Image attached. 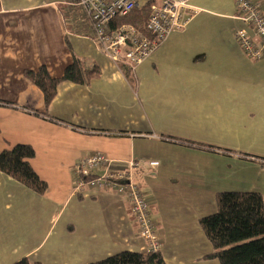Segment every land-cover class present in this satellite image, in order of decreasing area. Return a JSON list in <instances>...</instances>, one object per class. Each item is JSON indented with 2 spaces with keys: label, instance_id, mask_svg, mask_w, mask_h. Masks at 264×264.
<instances>
[{
  "label": "crops",
  "instance_id": "1",
  "mask_svg": "<svg viewBox=\"0 0 264 264\" xmlns=\"http://www.w3.org/2000/svg\"><path fill=\"white\" fill-rule=\"evenodd\" d=\"M66 1L0 0V153L31 145L48 185L40 195L0 171V264H91L150 250L117 191L76 193L74 169L93 153L117 173L138 163L134 181L166 264H219L204 259L212 246L199 225L216 213L217 194L255 192L264 201V60L234 38L246 28L237 0H189L187 27L131 72L133 82ZM74 55L94 61L99 76L62 82L46 109L24 71L44 66L61 78Z\"/></svg>",
  "mask_w": 264,
  "mask_h": 264
},
{
  "label": "built area",
  "instance_id": "2",
  "mask_svg": "<svg viewBox=\"0 0 264 264\" xmlns=\"http://www.w3.org/2000/svg\"><path fill=\"white\" fill-rule=\"evenodd\" d=\"M141 0H68L69 12L78 13L88 27L86 37L91 39L113 63L122 64L130 71L149 58L175 31L184 30L193 15H187L189 0H146L150 13L146 33L132 24L114 25L117 17H124L142 6ZM143 4V5H144ZM237 18L246 28L235 31L234 38L243 52L253 60H264V10L259 0H237ZM248 28L252 32L248 31ZM112 161L101 153H93L76 165L77 194L87 190L112 189L123 196L131 206L134 219L140 224L139 235L148 241V248L160 251L161 241L157 223L149 210V201L135 184L133 170L138 163L131 161L129 171L120 173L111 169ZM157 166V162L148 163ZM104 169L103 174L100 172Z\"/></svg>",
  "mask_w": 264,
  "mask_h": 264
},
{
  "label": "trees",
  "instance_id": "3",
  "mask_svg": "<svg viewBox=\"0 0 264 264\" xmlns=\"http://www.w3.org/2000/svg\"><path fill=\"white\" fill-rule=\"evenodd\" d=\"M150 3L135 8L124 17H117L114 25L132 24L146 33ZM131 72L126 71V75L133 82ZM99 74L100 69L94 61L76 55L61 78H53L44 66L37 71H24V76L43 92L46 109L56 97L57 89L62 82L87 85ZM176 139L194 144L188 140ZM35 157L36 151L31 145L17 144L0 153V171L34 192L44 195L48 185L32 166L31 161ZM216 204V213L199 220L200 228L212 246V252L204 259L216 260L219 264H264V201L261 194L221 192L216 196ZM14 264L30 263L27 259H22ZM91 264L166 263L161 251L149 250L123 251Z\"/></svg>",
  "mask_w": 264,
  "mask_h": 264
},
{
  "label": "rangeland",
  "instance_id": "4",
  "mask_svg": "<svg viewBox=\"0 0 264 264\" xmlns=\"http://www.w3.org/2000/svg\"><path fill=\"white\" fill-rule=\"evenodd\" d=\"M146 2V0H141L140 3L143 5Z\"/></svg>",
  "mask_w": 264,
  "mask_h": 264
},
{
  "label": "bare ground",
  "instance_id": "5",
  "mask_svg": "<svg viewBox=\"0 0 264 264\" xmlns=\"http://www.w3.org/2000/svg\"><path fill=\"white\" fill-rule=\"evenodd\" d=\"M144 23V22H143ZM147 23V22H146ZM142 24V23H141Z\"/></svg>",
  "mask_w": 264,
  "mask_h": 264
}]
</instances>
